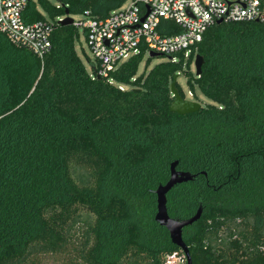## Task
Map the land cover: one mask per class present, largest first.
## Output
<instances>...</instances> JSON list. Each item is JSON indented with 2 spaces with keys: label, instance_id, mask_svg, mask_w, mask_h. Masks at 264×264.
Listing matches in <instances>:
<instances>
[{
  "label": "trees",
  "instance_id": "16d2710c",
  "mask_svg": "<svg viewBox=\"0 0 264 264\" xmlns=\"http://www.w3.org/2000/svg\"><path fill=\"white\" fill-rule=\"evenodd\" d=\"M59 1L29 0L26 21L47 20L38 4L102 18L124 2ZM78 39L58 21L40 58L0 33V264H163L181 249L155 189L175 160L195 177L167 193L169 214L203 205L183 229L192 264H264V24L209 27L187 60L204 57L200 76L150 57L138 72L144 51L98 75ZM182 71L210 100L185 114L170 110Z\"/></svg>",
  "mask_w": 264,
  "mask_h": 264
},
{
  "label": "built area",
  "instance_id": "2783aa9c",
  "mask_svg": "<svg viewBox=\"0 0 264 264\" xmlns=\"http://www.w3.org/2000/svg\"><path fill=\"white\" fill-rule=\"evenodd\" d=\"M28 1L0 0V33L43 58L52 47L54 25L65 17L27 22ZM82 14L84 18L73 19V24L87 33L98 75L107 76L119 63L142 51L166 55L171 62L187 61L205 31L219 20L264 24V0H130L127 7L115 8L102 18L90 10ZM163 264L189 263L181 249L169 253Z\"/></svg>",
  "mask_w": 264,
  "mask_h": 264
},
{
  "label": "water",
  "instance_id": "95a60500",
  "mask_svg": "<svg viewBox=\"0 0 264 264\" xmlns=\"http://www.w3.org/2000/svg\"><path fill=\"white\" fill-rule=\"evenodd\" d=\"M66 13L68 10L66 9ZM63 24H72L73 19L70 16H66L64 19L60 21ZM218 23H222L221 20ZM79 45H82L80 39H78ZM161 55L158 52L151 51L149 53V57H154ZM205 60L204 57L200 54H196L194 59L195 65V75L200 76L202 73V67ZM179 73H177L174 77V80L171 83V93L174 97L173 102L170 105V110L174 112H178L181 114L189 113L198 110L201 107V103L199 101L186 100L178 91L175 81L177 80ZM178 161L175 160L170 165V175L168 180L165 183H161L155 189L156 193V212L154 219L160 225L164 226L168 232L171 239V242L182 249L187 257L188 263L192 264V258L190 254V250L183 238V229L184 227L193 224L197 220H199L203 213V205L200 201L199 206L196 212L188 217V218H180L171 216L168 212L167 208V193L179 183L187 182L192 180L195 177V174L190 171L177 169Z\"/></svg>",
  "mask_w": 264,
  "mask_h": 264
},
{
  "label": "rangeland",
  "instance_id": "374dc122",
  "mask_svg": "<svg viewBox=\"0 0 264 264\" xmlns=\"http://www.w3.org/2000/svg\"><path fill=\"white\" fill-rule=\"evenodd\" d=\"M35 1H37V0H35ZM50 1L53 5H58L60 3L59 0H50ZM129 4H130V0H127L126 2H124V4L122 6H120L117 9L125 8ZM38 8L45 14L47 19H53V18H50L49 15H47V13L42 9L40 4H38ZM67 15L70 16L75 21H78V20H81L84 18L82 12H79V13H73L72 12L69 14L60 15L58 17H66ZM77 28H78L80 40L82 42V45L78 47V53L80 54L82 60L84 61L87 69H89L91 67V63L95 62V57H94V54L92 52L90 45L88 44L87 33L85 32V30L83 29L82 26H78ZM148 57H149L148 53L145 54L143 61L140 63L138 72H141L145 69V65H146L145 62H146ZM150 59H151V61H150L148 68L152 67L156 63L163 62V61H169L168 57L166 55H158V56L150 57ZM183 63H184L183 64L184 70L190 69V71L195 74L194 61L187 64L188 62L185 60V61H183ZM177 81H178L181 89L183 90V92L185 94L186 100L199 101L201 103V105H203V106H205L207 103L210 102V100L208 98H206L200 91L197 92V98L191 95V93L189 92V84L187 82V75L183 71L181 73H179V76L177 77ZM45 264H56V261L53 257H48L45 261Z\"/></svg>",
  "mask_w": 264,
  "mask_h": 264
}]
</instances>
